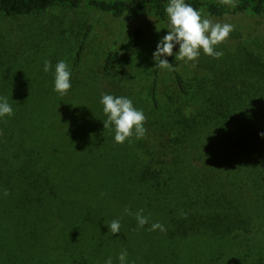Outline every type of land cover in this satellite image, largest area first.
Wrapping results in <instances>:
<instances>
[{"label": "trees", "instance_id": "16d2710c", "mask_svg": "<svg viewBox=\"0 0 264 264\" xmlns=\"http://www.w3.org/2000/svg\"><path fill=\"white\" fill-rule=\"evenodd\" d=\"M168 2L0 0V14L18 19L56 5L72 9L84 6L114 19L152 17L165 23ZM185 2L204 15L210 14L212 19L227 15L264 18V0H236L235 7L222 5L219 0ZM34 30L20 31L18 41L8 37L15 33L12 28L0 33V99L6 98L14 113L0 118V219H11L16 229H25L29 215L42 211L43 216L57 215L56 212L75 216L79 210L61 211L57 206L72 201V191L89 201L95 199L94 204L108 200L120 204L123 211L130 209L133 215H126L128 226L132 228L135 223L136 229L128 231L139 235L135 213L143 209V215L149 218L145 225L148 233L139 237L144 241L149 238L158 249L159 264H179L172 251L180 240L208 235L227 241L230 235L252 226L259 216L255 203L264 199V137L260 135L264 133V107L250 110L239 103L238 96L218 95V83L209 94L203 85L191 92L175 67L169 95L160 93V68H155L148 94L151 108L146 105V96L133 99L122 80L110 81L112 89L107 93L95 91L93 86L86 89L89 98L79 91L83 86L78 90L71 87L66 105H59V95L51 84L53 64L63 60V54L58 44L52 43V54L47 55V51L41 58L51 61L52 67L45 73L44 61L35 57L48 47L46 35L29 33ZM90 33L91 26L75 51L71 79L83 60ZM146 38L145 29L136 26L127 32L125 48L138 50ZM175 55L173 51L167 57L173 66L177 62ZM24 56L28 58L24 63L27 66H21L23 74L19 73L18 82L14 73ZM116 58L115 49L106 54L104 73L111 72ZM82 78L85 84L86 77ZM104 94L127 97L134 106L139 101L138 109L147 118L142 139L133 137L131 142L115 143L114 129L103 128L106 116L100 101ZM55 114H67L74 120L82 135L95 141L92 149L87 150L86 142L82 149L74 150L68 141L61 148V125L57 118L51 119ZM49 129L53 144L47 143ZM5 190L7 196L3 194ZM52 203H58V210ZM155 222L166 231H149Z\"/></svg>", "mask_w": 264, "mask_h": 264}, {"label": "rangeland", "instance_id": "374dc122", "mask_svg": "<svg viewBox=\"0 0 264 264\" xmlns=\"http://www.w3.org/2000/svg\"><path fill=\"white\" fill-rule=\"evenodd\" d=\"M213 20L234 26L227 41L216 48V51L223 53L222 57L214 59L201 52L195 67L182 61H177L174 67L187 81L191 92L203 85L209 94L218 83V95L238 96L239 103L250 110L264 107V18L227 15ZM167 24L168 21L162 23L152 17L141 20L126 16L114 19L84 6L72 9L56 5L43 13L18 19H9L0 14V33L4 34V30L7 33L12 28L15 33L12 32L8 37L12 41H18L20 31L36 29L29 33L41 36V32L46 35L48 47L44 54L35 58L45 61L41 58L46 57L47 51H50L47 55L52 54V43L58 44V51L62 52L63 61L69 65L70 72L73 70V58L78 44L85 30L91 26L84 57L71 79V87L75 86L78 90L83 86L79 91L85 95L86 89L92 86L95 91L102 93L106 90L104 93H107L112 89L110 81L122 80V86L131 92L133 99H143L146 96V105L150 108L148 94L156 68L153 53L167 34ZM136 26L145 29L146 41L138 50H127V32ZM1 36L0 34V39L3 40ZM112 49H115L117 58L111 72L106 74L103 72L105 56ZM178 50L177 45L173 51L176 54ZM26 55L35 56L33 53ZM26 59L28 58L24 56L18 61L19 65L14 73L18 82L21 81L19 73L23 74L21 66H27L24 64ZM57 63L53 64L54 71ZM159 75L160 93L171 94V71L160 69ZM82 77H86L85 84L82 82L85 78ZM51 87L54 89V83ZM68 96V93L63 97L59 96V105L65 106ZM137 104L133 106L140 110L139 101ZM55 115L57 116H51V119L57 118L61 125V148L68 141L74 150L82 149V143L86 142L87 150L92 149L91 143L95 141L83 136L74 120L67 114ZM47 135V143L53 144L49 137L50 129L47 130ZM70 192L74 197L72 201L70 199L63 204H58L62 202L60 201L51 205L54 210H58L57 204L61 211H68L69 208L79 210L80 213L75 216L58 212L56 213L60 217L43 216L42 211V214L29 215L25 229H16L11 219H0V247L4 246L0 250V264H105L109 257L112 258V264H120L118 256L122 250L128 253L125 264H159L158 249L149 238L144 241L139 237L143 234L147 236L145 226L144 232L141 227L138 228L139 235L130 233L128 230H135L136 225L132 224V228L128 226L130 221L120 204L108 200L94 204L92 201L95 199L89 201ZM247 194L250 196L249 192ZM259 203H255L259 212L258 219L254 220L248 230L230 235L227 241L208 235L180 240L172 251L177 254L179 264H264V199ZM114 219H119L121 224L119 233L115 235L108 228Z\"/></svg>", "mask_w": 264, "mask_h": 264}, {"label": "clouds", "instance_id": "9594fccd", "mask_svg": "<svg viewBox=\"0 0 264 264\" xmlns=\"http://www.w3.org/2000/svg\"><path fill=\"white\" fill-rule=\"evenodd\" d=\"M222 5L236 6V0H219ZM165 13L168 18L167 34L157 44L153 53L156 67L162 70L174 71L175 68L167 60L173 55V49L178 45L179 50L175 55L177 61L185 64L191 63L195 67L201 52L214 59L222 57L223 53L216 51V48L227 41L234 26L230 23L214 21L210 14L204 15L197 9L187 4L185 0H169ZM162 57H164L162 59ZM51 61L45 60L43 71L47 73L51 69ZM71 72L69 65L61 60L55 65L54 71V92L63 97L67 95L71 88ZM100 103L103 105V113L106 120L103 122L104 129H114V141L116 144H123L125 141L131 142L132 138L139 140L146 134L144 124L146 116L142 110H137L127 97H115L104 94ZM13 108L6 98L0 99V118L11 117ZM264 137V133L260 134ZM4 196L9 193L4 191ZM124 214L133 215L130 209L125 208ZM138 227L143 228L148 224V217L143 215V209L135 213ZM109 231L115 235L119 233L121 224L119 219H114L109 223ZM149 231L159 230L165 232V227L155 222L151 224ZM128 253L122 250L118 256L120 264H125ZM105 264H112L109 257Z\"/></svg>", "mask_w": 264, "mask_h": 264}]
</instances>
